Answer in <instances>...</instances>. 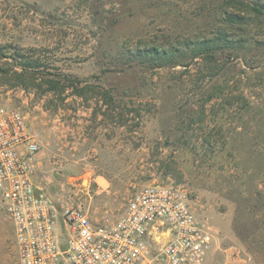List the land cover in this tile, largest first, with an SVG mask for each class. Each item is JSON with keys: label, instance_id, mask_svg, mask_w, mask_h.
Listing matches in <instances>:
<instances>
[{"label": "rangeland", "instance_id": "374dc122", "mask_svg": "<svg viewBox=\"0 0 264 264\" xmlns=\"http://www.w3.org/2000/svg\"><path fill=\"white\" fill-rule=\"evenodd\" d=\"M0 104L56 203L109 224L174 186L212 231L205 264H264V0H0ZM0 264H19L1 209Z\"/></svg>", "mask_w": 264, "mask_h": 264}, {"label": "built area", "instance_id": "2783aa9c", "mask_svg": "<svg viewBox=\"0 0 264 264\" xmlns=\"http://www.w3.org/2000/svg\"><path fill=\"white\" fill-rule=\"evenodd\" d=\"M40 149L25 114L0 104V209L13 223L19 264H205L212 231L179 188L147 186L115 222L96 224L34 182Z\"/></svg>", "mask_w": 264, "mask_h": 264}, {"label": "trees", "instance_id": "16d2710c", "mask_svg": "<svg viewBox=\"0 0 264 264\" xmlns=\"http://www.w3.org/2000/svg\"><path fill=\"white\" fill-rule=\"evenodd\" d=\"M35 66H38V65L35 64ZM50 82H51V86H52L51 89H55V88H57L60 81L51 80Z\"/></svg>", "mask_w": 264, "mask_h": 264}]
</instances>
